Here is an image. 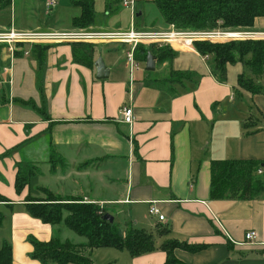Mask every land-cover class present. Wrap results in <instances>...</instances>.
Returning <instances> with one entry per match:
<instances>
[{
	"label": "crops",
	"instance_id": "0c3cea01",
	"mask_svg": "<svg viewBox=\"0 0 264 264\" xmlns=\"http://www.w3.org/2000/svg\"><path fill=\"white\" fill-rule=\"evenodd\" d=\"M74 1L58 0L48 8L47 0H0V30L144 31L167 25L146 16L144 6L155 0H135L134 12L122 0H95V24L77 29L75 14L65 19L60 14L71 7L76 13ZM255 31L264 32V18L256 20ZM72 43L19 44L14 50L0 43V156L16 148L0 159V194L11 200V206H0L12 213L8 238L0 241L1 247L4 241L12 246L13 264H42L31 258L29 236L66 240L59 234L64 225L44 223L25 210L35 176L17 193L19 162L39 167L40 179L51 176V183L39 181L37 191L44 187L63 199L109 208L122 225L131 221L153 232L159 248L170 239L202 246L196 252L175 250L187 264H264V194L212 199L210 192L213 160L261 161L264 174V71L256 78L262 92L253 95L238 84L240 74H250L242 63L229 65L222 81L212 69V55L176 47L173 61L158 65L156 59L154 71L138 61L131 72L132 45L98 39L87 42L95 46L94 61L102 57L109 70L108 78L98 79L95 64L74 59ZM176 72L194 76L169 83ZM163 83L167 88L159 89ZM123 106L134 109L131 125L121 118ZM52 150L65 162L56 171ZM152 205L164 220L149 214ZM0 212L4 228L7 217ZM160 226L170 232L158 235ZM249 231L257 233L256 240L246 241ZM80 238L71 241L87 242ZM130 258L131 264H164L166 253L158 249Z\"/></svg>",
	"mask_w": 264,
	"mask_h": 264
},
{
	"label": "trees",
	"instance_id": "16d2710c",
	"mask_svg": "<svg viewBox=\"0 0 264 264\" xmlns=\"http://www.w3.org/2000/svg\"><path fill=\"white\" fill-rule=\"evenodd\" d=\"M161 16L166 24L177 30L197 31L225 29L232 31H255L258 18H264V0H155ZM0 3V9L3 7ZM74 5L80 8V14L73 18L72 24L77 29L91 30L96 21L95 0H75ZM74 59L77 62L91 65L94 61L92 43L73 42ZM194 47L201 55H212V69L219 75L220 80H227L229 65L242 63L250 74L242 73L238 84L241 89L254 94L261 93L262 88L256 83V78L264 71V38L236 39L227 42L196 41ZM135 57L139 62H145L148 54H153L157 64L173 61L178 55L169 46L157 43L149 45L138 44L135 48ZM188 74V75H187ZM179 79L169 80L172 84H182L183 80L191 79L194 73L176 72ZM166 83L159 89H166ZM173 92L172 86L168 88ZM239 93L237 91L236 93ZM16 148L7 151L0 159L13 152ZM52 171H56L64 160L52 150L50 155ZM263 162L250 159L213 160L211 163V198L212 199H256L264 194V174H259ZM40 173L39 167L31 163L17 164L15 188L22 193L29 186L30 179ZM40 192L46 198L27 196L24 207L32 217L51 225L64 224L78 236L87 239L86 243L74 244L63 241L58 236L48 242H43L29 236L33 245L31 258L48 264H96L90 253H84L88 248L91 252L99 248H114L127 250L132 257H139L152 253L158 249L166 253L164 264H187L177 258L176 249L196 252L202 246L170 239L164 241L160 248L156 245L153 232L135 227L131 221L123 225L104 215L108 211L97 203L85 202L82 199L62 200L49 189L40 187ZM56 196V197H55ZM0 203L11 206V200L0 194ZM5 215L0 212V227ZM170 232L166 226L158 227V235L163 236ZM0 264H13L12 246L4 241L0 249Z\"/></svg>",
	"mask_w": 264,
	"mask_h": 264
},
{
	"label": "built area",
	"instance_id": "2783aa9c",
	"mask_svg": "<svg viewBox=\"0 0 264 264\" xmlns=\"http://www.w3.org/2000/svg\"><path fill=\"white\" fill-rule=\"evenodd\" d=\"M58 0H47L48 8H53ZM122 4L135 11V0H122ZM259 39L264 38V32H251V31H231L225 29L216 30H177L174 27L169 30H128V31H108V32H86V31H20L15 28L8 30H0V43L9 45L11 50L19 44H36L48 41H63V42H76V41H94V40H107L126 42L132 45V48L127 53V61L131 72L138 68V61L135 57V48L138 44L144 43L149 45L157 43L160 45H167L171 48L188 47L194 49L196 41H210L222 42L236 39ZM17 47V46H16ZM122 120L127 124H132L135 120L134 109L131 106H123L120 110ZM263 170H259L262 174ZM151 216H158L159 220H164V215L160 209L152 205L149 208ZM257 233L249 231L246 234V241L250 242L256 240Z\"/></svg>",
	"mask_w": 264,
	"mask_h": 264
},
{
	"label": "rangeland",
	"instance_id": "374dc122",
	"mask_svg": "<svg viewBox=\"0 0 264 264\" xmlns=\"http://www.w3.org/2000/svg\"><path fill=\"white\" fill-rule=\"evenodd\" d=\"M59 2H60V4L55 8L56 11L61 9V5L62 4H61V1H59ZM144 7L146 8V16H148V20H150V22H155L156 25H158L159 22L162 23L161 13H160L159 9L157 8V6L155 4H151L149 6H144ZM75 9H76V13L74 12L73 7H71L70 9L64 8L63 10L60 11V14H61V16L64 19L65 18H70L73 14H75V16H77L80 13V8H75ZM98 16L101 17L100 14ZM163 24L165 25V22H163ZM165 27H166L165 30H169V29L173 28V26H169L168 24ZM66 32H74V30H68ZM76 32H78V31H76ZM251 32H255V31H251ZM222 42H227V41H222ZM140 44L144 45V43H140ZM173 79H179V76L178 75H173ZM64 164H65V162H64ZM59 167H61V166L59 165L57 167V169ZM32 178L30 180H32ZM39 181L51 183L52 178H51L50 175H48V176H46L44 178H41V179L39 177L35 176L33 178V180H32V184L30 182V184L32 185V188H33L32 191H31L32 192L31 196L33 198L34 197L35 198H46V194L45 193L37 191L36 188H35L37 185H39ZM6 184H7V182H6ZM56 199H58V196L56 197ZM59 199L63 200V198H60V197H59ZM72 199H75V198H72ZM66 200H69V199H66ZM101 207H103V206H101ZM17 209H23V208L18 206ZM0 210H2L6 214V217H7V220H6L5 224H4V228H0V238L2 236H4L5 238H8L7 235H9V233H8V229L7 228H8V223L10 222V218L12 216V213L10 212V210L5 208V206H0ZM106 210L112 213V211L109 210V208H107ZM118 219H120V217H118ZM118 219L116 218L117 222H120ZM125 222H127V221H125ZM59 225H61V224H59ZM62 225H64V224H62ZM59 234L63 238H66L67 241H70L71 243H74V244H79V243L72 242L73 240L80 241V239H81L80 236H78L74 231H72L71 229L67 228L66 226H65L63 232L59 233ZM61 240H63V239H61ZM66 240H63V241H66ZM0 248H1V241H0ZM84 253L89 254L90 250L88 248H85L84 249ZM90 256H91V258L94 260V262L96 264H131V262H130V259H131L130 258V254H129V252L127 250L126 251L125 250L124 251H120V250H116L114 248H99V249L93 250L90 253ZM49 263L50 264H55V262H53V261H50Z\"/></svg>",
	"mask_w": 264,
	"mask_h": 264
},
{
	"label": "water",
	"instance_id": "95a60500",
	"mask_svg": "<svg viewBox=\"0 0 264 264\" xmlns=\"http://www.w3.org/2000/svg\"><path fill=\"white\" fill-rule=\"evenodd\" d=\"M141 13H139L140 15ZM97 66V78L98 79H106L109 77V70L106 67V64L102 57H99L98 60L95 62ZM145 69L147 71H154L156 69V57L149 53L148 57L145 61ZM105 219H109L110 221H114V216L110 213H106L104 215Z\"/></svg>",
	"mask_w": 264,
	"mask_h": 264
}]
</instances>
